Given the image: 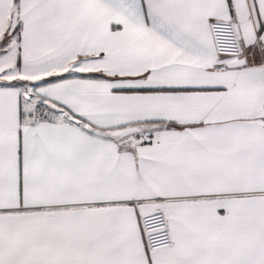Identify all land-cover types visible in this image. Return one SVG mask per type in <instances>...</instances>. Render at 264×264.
Returning a JSON list of instances; mask_svg holds the SVG:
<instances>
[{"label":"snow or ice","instance_id":"6c2138e0","mask_svg":"<svg viewBox=\"0 0 264 264\" xmlns=\"http://www.w3.org/2000/svg\"><path fill=\"white\" fill-rule=\"evenodd\" d=\"M0 264H264V0H0Z\"/></svg>","mask_w":264,"mask_h":264}]
</instances>
